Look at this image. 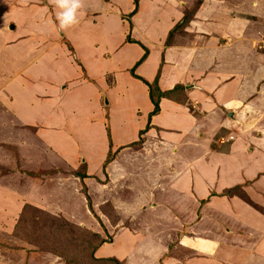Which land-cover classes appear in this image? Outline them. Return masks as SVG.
<instances>
[{
	"label": "crops",
	"instance_id": "0c3cea01",
	"mask_svg": "<svg viewBox=\"0 0 264 264\" xmlns=\"http://www.w3.org/2000/svg\"><path fill=\"white\" fill-rule=\"evenodd\" d=\"M57 11L0 0V124L27 165L1 194L100 229L85 187L96 254L125 264H264V0H80L63 29ZM141 79L182 89L149 119ZM14 240L0 264H37Z\"/></svg>",
	"mask_w": 264,
	"mask_h": 264
},
{
	"label": "rangeland",
	"instance_id": "374dc122",
	"mask_svg": "<svg viewBox=\"0 0 264 264\" xmlns=\"http://www.w3.org/2000/svg\"><path fill=\"white\" fill-rule=\"evenodd\" d=\"M181 89H182V87H181ZM1 115L2 114L0 112V116ZM151 116H149V119ZM0 119H3V117L1 116ZM4 127H5L4 125L0 124V240H2V242H0V254L2 257L4 256V258L6 260L14 261L13 255H11L12 253L11 254L7 253L8 252L7 250H6V253L2 252L3 251L2 248L5 247L7 249L8 245H10L9 239H11V238L13 239V237H14V229H15V226L17 224L16 220L18 219L17 217H19V215L21 214V210L24 207V205H22V204H24L26 202H22L17 194H16V200H12V202H11L10 200L12 199V196L9 193H11V191L16 192V185L20 186V184H24L23 180L25 177L24 174L26 172L23 171L25 161L22 160L20 152L18 151V152L14 153V151L12 150L11 144L15 141L14 137L11 136L10 132L6 131V129ZM141 142H142V139H141ZM14 147L16 149V146H14ZM33 149H35V148L33 147ZM25 166H27V165L25 164ZM18 173H21V174H18ZM78 173H80V170L77 172V174ZM5 187H6V189L11 190V191H7L4 194H1L4 192L3 189ZM38 209L42 210V208H38ZM26 210H29V209H26ZM25 213H27V211ZM56 214H57V212H56ZM29 215L32 216L34 219L38 218L43 223L46 222V218L50 217L47 214L45 215L44 212L39 211L37 209H33V208L30 209ZM42 217H46V218L42 219ZM114 221H116L115 218L111 219V222L113 224H114ZM55 222H56V229H59L62 227L67 228V229L63 228V232L67 234V237L63 238L62 241H59L58 244L64 243L63 245L65 247H68V249H65L64 251L66 254H68V257L70 259L66 258L65 261H63L62 259H60L59 257L54 255L55 258H57L55 260L54 257H52L51 253H48V255H46L47 258L44 259L47 263H49L51 261V259L53 258V261L51 263L55 262L57 264H125L124 261H122L121 259H118L117 263H116V262H112L109 260V259H115V258L105 257L102 255L96 254V249L98 247H100L103 243H110V241H111L110 236L105 234L106 229L104 228V226H102L101 222L99 223L100 229H98V228L96 230H94L93 228L91 229L94 233H97L96 235H93V234L87 232V230H77L76 229L77 227L75 226V224H72L71 226L70 225L67 226V225H65V223L62 224L60 218L57 219V221H55ZM94 225H95V223H94ZM12 226H13V228H12ZM41 226L49 228L51 226V224L46 223V224H42ZM160 227H162V224H160ZM54 230H53L52 234L50 233L51 237L54 235V238L52 237L49 240L51 242V244L54 243L55 240L59 239L58 231L57 230L54 231ZM35 231H37V230H35ZM123 231H126V229ZM38 232H40V231H38ZM71 235H73V237H75V238H72ZM56 237L58 239H56ZM34 240H36V242H40L39 249L32 250V252H35L34 258H36L35 259L36 263L37 264H45L44 260L41 259L43 257L42 251L44 252L43 254H45V252H46L43 250V246H42V242H41V236L36 235L34 233ZM14 241H16V240H14ZM137 242H140L139 238H138ZM72 246H74V249ZM123 247H124V242L120 243L119 248H123ZM131 247H132L131 250H133V252H135V254L138 255V252H139L138 248H136L135 246L134 247L131 246ZM172 247H173L172 245H170V247L168 245V249L169 248L171 249ZM72 249H73V253H72ZM47 252H50V251H47ZM169 253H171V252H169ZM135 254L132 256L136 257L137 255H135ZM9 255H10V257H9ZM16 255H18V253H16ZM21 260H23V259L21 258ZM16 263H18V258H16Z\"/></svg>",
	"mask_w": 264,
	"mask_h": 264
},
{
	"label": "trees",
	"instance_id": "16d2710c",
	"mask_svg": "<svg viewBox=\"0 0 264 264\" xmlns=\"http://www.w3.org/2000/svg\"><path fill=\"white\" fill-rule=\"evenodd\" d=\"M135 3H136V1H135ZM145 55H146V52L142 56L140 61H138V63H136V65L139 64L143 60ZM131 74L134 77L139 79V77H137L134 74V70L133 69L131 70ZM142 81L145 83V85L149 89V98H150V101H151V103L153 105V110L151 111L149 116L154 115V114H156L158 112V110H159V101H160L161 98H163V97L169 98L173 92L178 91L179 89H181V86H176L172 90H169V91H166V92H162V91H160L158 89L156 80L154 82H152V83H148V82H146L144 80H142ZM147 127H148V125L146 126V128ZM143 133H144V131H140V136ZM139 143H141V139L140 138H139V141L136 142V144H139ZM11 147H12V150L14 151V153L17 152V150L15 149L14 145H11ZM109 158H111V155L108 156L107 160H109ZM75 174L78 177H80V178H85L86 177L85 175H82L81 173L77 174V172H76ZM82 190H83L84 194L86 195L89 212L100 223V218L92 210V206H91V203H90V198H88V196L86 194L85 187H83ZM227 194H232V193H231V191H228ZM244 200L247 201L246 198ZM31 208L37 209L39 211H42V210H40L37 207H34L32 205H24L23 209L21 210V214L19 215V217L17 219V224H16L15 229H14V238L13 239H16L15 247L18 250H20V251L23 248V250H25L26 252H32V250H34V249L35 250L39 249L40 242H36V240H34V233H35L36 235L41 236V242H42L43 250L46 251L45 254H43L44 252L42 251V256H43L42 258L43 259L47 258L46 255H48V253H51V255H52V257H54V259H57V258H55V256L59 257L63 261H65L66 258L70 259L68 257V254H66L65 251H64L65 249H68V247H65L63 245L64 243H59L58 244L59 241H62L63 238L67 237V234L63 232V228L64 229H67V228L66 227H62V228L56 229V222L55 221H57V219L60 218L62 224L65 223V225H67V226H69V225L71 226L72 224L70 222H68L67 220H65L64 218L60 217V216H56V215L50 214L49 212H45V211H42V212H44L45 215L46 214L49 215L50 217L49 218L42 217V219L46 218V222L43 223L38 218L34 219L32 216L29 215V211H30ZM101 208H102V212H105V213L108 212V207L107 206H104V207L101 206ZM26 209H29V210H26ZM26 211H27V213H25ZM46 223L51 224V226L49 228L41 226L42 224H46ZM75 226L77 227L76 228L77 230H87V232H89V233H91L93 235L97 234V233H94L92 230L86 229L85 227H83L81 225H75ZM35 230H37V231H35ZM53 230L54 231H56V230L58 231L59 239L56 237V239H58V240H55V242L51 244V242L49 240L52 237L54 238V235L52 237L50 235V233L51 234L53 233ZM38 231H40L41 233L38 232ZM71 236H72V238H75V237H73V235H71ZM72 247L74 249V246H72ZM73 249H72V253H73ZM47 251H50V252H47ZM33 253H35V252H33ZM109 260L112 261V262H116L117 263V260H115V259H109ZM51 261H53V258L51 259ZM44 263L47 264L46 261H44Z\"/></svg>",
	"mask_w": 264,
	"mask_h": 264
},
{
	"label": "clouds",
	"instance_id": "9594fccd",
	"mask_svg": "<svg viewBox=\"0 0 264 264\" xmlns=\"http://www.w3.org/2000/svg\"><path fill=\"white\" fill-rule=\"evenodd\" d=\"M255 6V5H254ZM56 19L61 29L76 22L77 10L80 8V0H56Z\"/></svg>",
	"mask_w": 264,
	"mask_h": 264
},
{
	"label": "built area",
	"instance_id": "2783aa9c",
	"mask_svg": "<svg viewBox=\"0 0 264 264\" xmlns=\"http://www.w3.org/2000/svg\"><path fill=\"white\" fill-rule=\"evenodd\" d=\"M228 138L231 139L232 137L229 136Z\"/></svg>",
	"mask_w": 264,
	"mask_h": 264
},
{
	"label": "water",
	"instance_id": "95a60500",
	"mask_svg": "<svg viewBox=\"0 0 264 264\" xmlns=\"http://www.w3.org/2000/svg\"><path fill=\"white\" fill-rule=\"evenodd\" d=\"M12 28V27H11ZM230 116V115H229Z\"/></svg>",
	"mask_w": 264,
	"mask_h": 264
}]
</instances>
